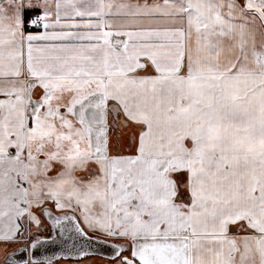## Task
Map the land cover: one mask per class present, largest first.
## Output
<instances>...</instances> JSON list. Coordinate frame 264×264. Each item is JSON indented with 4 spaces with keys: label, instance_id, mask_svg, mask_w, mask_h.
I'll list each match as a JSON object with an SVG mask.
<instances>
[{
    "label": "snow or ice",
    "instance_id": "6c2138e0",
    "mask_svg": "<svg viewBox=\"0 0 264 264\" xmlns=\"http://www.w3.org/2000/svg\"><path fill=\"white\" fill-rule=\"evenodd\" d=\"M264 264V0H0V264Z\"/></svg>",
    "mask_w": 264,
    "mask_h": 264
},
{
    "label": "crops",
    "instance_id": "0c3cea01",
    "mask_svg": "<svg viewBox=\"0 0 264 264\" xmlns=\"http://www.w3.org/2000/svg\"><path fill=\"white\" fill-rule=\"evenodd\" d=\"M101 263H102V262H101V260H100L99 257L94 258V262H93V264H101Z\"/></svg>",
    "mask_w": 264,
    "mask_h": 264
},
{
    "label": "rangeland",
    "instance_id": "374dc122",
    "mask_svg": "<svg viewBox=\"0 0 264 264\" xmlns=\"http://www.w3.org/2000/svg\"><path fill=\"white\" fill-rule=\"evenodd\" d=\"M102 264V263H101Z\"/></svg>",
    "mask_w": 264,
    "mask_h": 264
}]
</instances>
